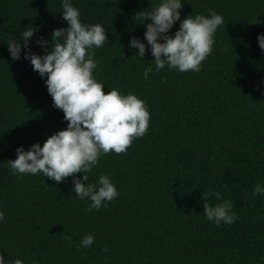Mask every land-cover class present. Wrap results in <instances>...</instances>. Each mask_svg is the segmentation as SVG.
Masks as SVG:
<instances>
[{"label":"trees","instance_id":"16d2710c","mask_svg":"<svg viewBox=\"0 0 264 264\" xmlns=\"http://www.w3.org/2000/svg\"><path fill=\"white\" fill-rule=\"evenodd\" d=\"M72 2L82 22L106 29L108 43L95 50V78L105 93L116 88L142 98L149 129L126 152L101 156L88 174L93 184L109 175L119 192L99 211L77 198L71 177L13 175L8 160L18 146H42L68 122L53 106L46 77L23 50L13 61L7 42L36 26L30 47L42 55L35 39L50 42L53 29L68 25L60 0H0V253L8 264H264V196L251 194L264 184V51L257 39L264 34V0H185L181 20L214 9L224 25L201 70L184 73L155 71L150 51L140 59L129 47L132 37L147 46L146 27L134 13L159 0ZM178 28L179 21L170 34ZM209 189L221 193L209 203L233 202L232 225L204 216ZM90 233L95 243L78 248Z\"/></svg>","mask_w":264,"mask_h":264},{"label":"clouds","instance_id":"9594fccd","mask_svg":"<svg viewBox=\"0 0 264 264\" xmlns=\"http://www.w3.org/2000/svg\"><path fill=\"white\" fill-rule=\"evenodd\" d=\"M60 3L68 26L53 29L50 42L43 36L35 39L44 50L42 55L31 51L32 38L39 30L33 25L24 28L20 36L10 38L7 48L13 61L21 59L23 50V57L30 61L33 70L42 79L46 77L44 82L53 106L63 111L67 127L48 136L42 146L36 142L27 151L18 146L16 158L8 160V168L15 176L42 175L54 182H66L71 177L77 198L90 202L89 212L99 211L114 201L119 192L109 175H100L93 184L88 182V174L98 167L101 156L109 152L124 153L133 140L144 136L149 129L150 112L135 93L124 95L116 88L105 93V84L93 73L99 64L95 50L108 43L106 29L99 23L82 22L80 9L72 0H60ZM184 3L185 0H159L151 8L134 13V21L146 27L147 46L141 39L132 37L129 47L138 50L135 56L140 59L150 51L155 71L167 66L181 73L199 72L213 51L215 34L224 25L223 16L209 9L208 15L190 14L181 20ZM177 21L178 30L170 34ZM257 39L264 51V34H258ZM152 71L151 67L145 69L143 78L147 80ZM77 173H82V178ZM251 194L264 196V184L257 182ZM210 197L221 200V193L209 189L202 194L206 219L217 226L232 225L237 219L233 202L223 199L211 204ZM4 219L5 213L0 211V221ZM94 243L95 236L90 233L81 239L78 248H88ZM103 251H108L107 246ZM0 264H8L3 253ZM12 264L24 262L16 259Z\"/></svg>","mask_w":264,"mask_h":264}]
</instances>
